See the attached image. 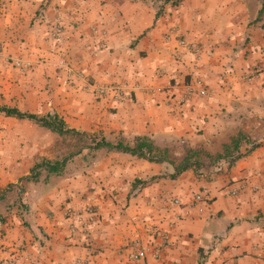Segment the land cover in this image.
<instances>
[{"label": "crops", "instance_id": "obj_1", "mask_svg": "<svg viewBox=\"0 0 264 264\" xmlns=\"http://www.w3.org/2000/svg\"><path fill=\"white\" fill-rule=\"evenodd\" d=\"M172 4L0 0V105L85 133L0 112V264H264V0ZM142 137L167 160L97 146Z\"/></svg>", "mask_w": 264, "mask_h": 264}, {"label": "trees", "instance_id": "obj_2", "mask_svg": "<svg viewBox=\"0 0 264 264\" xmlns=\"http://www.w3.org/2000/svg\"><path fill=\"white\" fill-rule=\"evenodd\" d=\"M0 112L4 113L7 116H15V117H19V118H29L32 119L34 121H36L37 123L50 128L51 130L59 133V134H70V133H75V134H82L84 135L85 133H79L74 129H70L67 127L65 121L63 119H61L58 115L56 114H52V115H47V116H38L32 113H28V112H23L21 110H19L18 108H13V107H7V106H2L0 105ZM242 136H240L238 139H241ZM136 143L135 145L131 146L126 144L123 140L118 141L116 144H113L111 142L108 141H102V142H98L97 146L99 147H107L110 149H116L119 151H123V152H128L131 153L133 155H136L138 157H145L148 158L149 160H155V161H164L167 160L168 158V150L167 149H161L158 148L154 145L153 141H151L149 138L147 137H142V138H137L136 139ZM239 140H235L233 146L234 148L237 150V146H238ZM229 148L225 149V154L226 156L230 155L229 153ZM195 155H197L196 152L194 151H190L186 157L184 158L183 162L181 164H179L176 167L175 173L172 175L173 177H176L177 174H179L181 171L186 170L192 166H196L199 167L200 163H198V161H196L194 159ZM232 156V154H231ZM222 155H218L216 159L221 158ZM46 164V163H44ZM59 164V163H58ZM40 165H36L32 171H35L37 167H39ZM48 167H51L52 170H55L56 167L51 166L50 163H47ZM2 195L0 193V199H1ZM2 216L0 215V221L2 220Z\"/></svg>", "mask_w": 264, "mask_h": 264}, {"label": "built area", "instance_id": "obj_3", "mask_svg": "<svg viewBox=\"0 0 264 264\" xmlns=\"http://www.w3.org/2000/svg\"><path fill=\"white\" fill-rule=\"evenodd\" d=\"M180 43L182 45H187V46H192L196 52H199V46L193 45L192 43L186 42L185 39H181ZM5 59L8 62L13 63L15 66L19 68H25L31 66V62L29 61H23L21 59H11L9 57H6L3 52H0V60ZM59 65L65 69L68 72H72L73 70L71 67L66 63L65 59H60L59 60ZM264 72V63H259L255 66V68L252 70L251 73L245 76V79L248 82H252L258 75ZM110 91L116 92L115 95L120 94V88L119 87H111V86H97L94 88V92L98 93L99 95H106L110 93ZM209 91L207 86L205 85L204 81L200 78H196L195 80H192L190 82L185 83L184 85V91L181 94V97L179 98L180 102H185L187 101L189 96L192 95H201V96H206L208 95ZM240 187H230L228 190V193L231 195H236L239 191ZM203 195L202 194H197L195 195L194 200L196 202H202L203 201ZM153 247L150 244H143V245H137V248L135 251L131 254L130 258L132 260H142L146 258V256L151 253Z\"/></svg>", "mask_w": 264, "mask_h": 264}, {"label": "rangeland", "instance_id": "obj_4", "mask_svg": "<svg viewBox=\"0 0 264 264\" xmlns=\"http://www.w3.org/2000/svg\"><path fill=\"white\" fill-rule=\"evenodd\" d=\"M170 1L173 3L172 5H175V4L179 3L180 0H170ZM164 5L165 4H161L160 6H164ZM75 136H77V135H75ZM77 139H79V141L81 143V140L83 139V137H77ZM71 140H72V136H69V137L66 136L63 138L62 144H64V146L70 145Z\"/></svg>", "mask_w": 264, "mask_h": 264}]
</instances>
